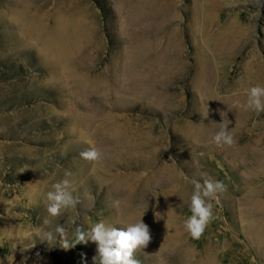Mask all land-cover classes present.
Segmentation results:
<instances>
[{
  "label": "rangeland",
  "instance_id": "obj_1",
  "mask_svg": "<svg viewBox=\"0 0 264 264\" xmlns=\"http://www.w3.org/2000/svg\"><path fill=\"white\" fill-rule=\"evenodd\" d=\"M229 3L0 0V264H92L77 227L143 213L139 264H264V112L239 107L264 86V9ZM224 124L235 144L218 148ZM88 147L101 162L80 158ZM65 172L81 203L44 226ZM204 178L226 191L192 239L183 222Z\"/></svg>",
  "mask_w": 264,
  "mask_h": 264
},
{
  "label": "clouds",
  "instance_id": "obj_2",
  "mask_svg": "<svg viewBox=\"0 0 264 264\" xmlns=\"http://www.w3.org/2000/svg\"><path fill=\"white\" fill-rule=\"evenodd\" d=\"M248 2L259 10L264 9V0H248ZM227 6L235 7L237 4L235 0H230ZM260 15L261 11L254 14L257 19ZM246 97L243 104L238 102L239 107L246 111H253L257 115L264 112V86L256 85L247 89ZM211 142L218 148L231 147L235 144L227 124L215 133ZM79 155L81 159L92 164L99 163L103 159V154L92 147L85 148ZM70 175L71 173L65 172V179L53 184V190L47 193V216L42 221L44 226L52 225L53 219L59 218L66 210L75 209L81 203L80 196L74 194L77 193L75 182L68 179ZM193 183L194 191L189 204L191 215L184 220L183 227L190 238L199 239L213 218L212 201L219 199V194L225 192L226 187L222 182L208 178H204L202 183L201 181H193ZM118 205V200L112 204V206ZM141 217L138 222L119 228L104 221L96 223L87 232L77 227L78 242L84 244L91 242L96 246L92 264H139V261L135 259V252L145 249L152 239L150 228ZM71 222L74 224L75 220ZM65 231L63 225L59 223L55 225L54 232L59 236L63 237ZM33 234L50 244L55 239L53 231H45L41 227L35 228ZM62 247L69 248L66 240L62 243Z\"/></svg>",
  "mask_w": 264,
  "mask_h": 264
},
{
  "label": "bare ground",
  "instance_id": "obj_3",
  "mask_svg": "<svg viewBox=\"0 0 264 264\" xmlns=\"http://www.w3.org/2000/svg\"><path fill=\"white\" fill-rule=\"evenodd\" d=\"M11 13L13 14V17H17V19L19 20V21H17L18 22V24H19V26H21V29H22V31L24 30L25 32H26V25H25V12H24V10H11ZM11 14V15H12ZM10 15V16H11ZM12 19V18H11ZM17 27V26H16ZM23 31V32H24ZM57 43V41H55V40H52V41H50V44H56ZM62 47L63 48H66V45L65 44H62ZM68 47V46H67ZM64 50H66V49H64ZM63 50V51H64ZM259 80V79H258ZM262 80V79H261ZM20 84V83H19ZM104 163V162H103ZM103 166V165H102ZM101 165L99 166V170H101V167H102ZM96 170H98V168L96 169ZM102 171H103V169H102ZM102 171H100V172H102ZM99 175V174H98Z\"/></svg>",
  "mask_w": 264,
  "mask_h": 264
}]
</instances>
